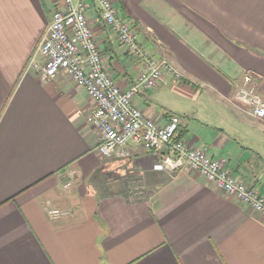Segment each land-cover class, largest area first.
Masks as SVG:
<instances>
[{"label":"crops","instance_id":"obj_1","mask_svg":"<svg viewBox=\"0 0 264 264\" xmlns=\"http://www.w3.org/2000/svg\"><path fill=\"white\" fill-rule=\"evenodd\" d=\"M109 1L141 48L181 74L141 89L135 106L158 125L178 116L188 146L264 197V120L231 101L247 73L264 97V0ZM86 3L104 67L127 90L141 65ZM61 9L0 0V264H264V220L250 207L197 173L157 171L136 144L105 157L86 91L28 69Z\"/></svg>","mask_w":264,"mask_h":264},{"label":"built area","instance_id":"obj_2","mask_svg":"<svg viewBox=\"0 0 264 264\" xmlns=\"http://www.w3.org/2000/svg\"><path fill=\"white\" fill-rule=\"evenodd\" d=\"M61 1L62 9L53 14L28 69H33L42 82L52 81L63 73L86 91L95 103L86 121L99 135V152L110 157L121 154L130 143L141 146L158 158L157 171L197 173L217 191L250 207L264 220V197L230 175L224 161L211 158L201 147L188 146L179 136L178 116L170 115L164 125H158L133 103L141 89H155L165 73L177 80L181 77L179 71L169 61L154 59L141 48L134 27L119 18L109 0H94L102 22L116 33L129 55L141 65L136 83L127 90L121 89L104 67L87 20L86 0ZM231 101L245 106L250 117L264 119V97L259 92L258 76L244 74ZM63 215L58 210L48 212L52 220Z\"/></svg>","mask_w":264,"mask_h":264},{"label":"rangeland","instance_id":"obj_3","mask_svg":"<svg viewBox=\"0 0 264 264\" xmlns=\"http://www.w3.org/2000/svg\"><path fill=\"white\" fill-rule=\"evenodd\" d=\"M252 118V117H251ZM254 119V118H253ZM256 120V119H255ZM264 120V119H263ZM259 121H261V120H259Z\"/></svg>","mask_w":264,"mask_h":264}]
</instances>
